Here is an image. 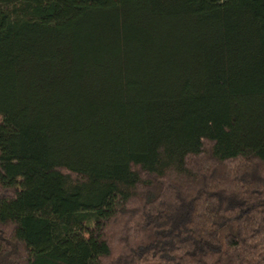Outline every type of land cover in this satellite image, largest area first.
Returning a JSON list of instances; mask_svg holds the SVG:
<instances>
[{"label":"trees","instance_id":"16d2710c","mask_svg":"<svg viewBox=\"0 0 264 264\" xmlns=\"http://www.w3.org/2000/svg\"><path fill=\"white\" fill-rule=\"evenodd\" d=\"M0 264H264V0H0Z\"/></svg>","mask_w":264,"mask_h":264},{"label":"rangeland","instance_id":"374dc122","mask_svg":"<svg viewBox=\"0 0 264 264\" xmlns=\"http://www.w3.org/2000/svg\"><path fill=\"white\" fill-rule=\"evenodd\" d=\"M23 258L25 259V253L23 252V255H22V260H23Z\"/></svg>","mask_w":264,"mask_h":264}]
</instances>
